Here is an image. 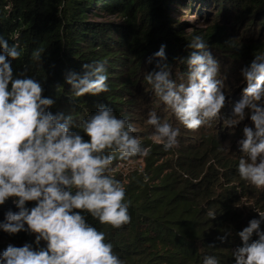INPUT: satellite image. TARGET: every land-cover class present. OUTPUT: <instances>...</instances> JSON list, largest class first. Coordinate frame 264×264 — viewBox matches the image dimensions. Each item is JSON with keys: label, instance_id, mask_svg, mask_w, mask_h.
Masks as SVG:
<instances>
[{"label": "trees", "instance_id": "16d2710c", "mask_svg": "<svg viewBox=\"0 0 264 264\" xmlns=\"http://www.w3.org/2000/svg\"><path fill=\"white\" fill-rule=\"evenodd\" d=\"M217 5L218 18L212 20V10ZM256 5V15H263L259 24L264 27V0L256 4L252 0H0V34L10 44L15 42L10 37H14L23 49L21 58L12 60L14 73L27 68V74L41 82L42 95L55 100L50 107L53 113L86 115L106 104L117 116L126 115L141 129L135 135L150 149L149 154L133 158L143 157V170H134L129 177L114 173L124 183L126 199L131 201L130 223L112 228L90 215L86 217L106 233V240L114 244V251L125 264H202L206 254L215 255L221 264H234L231 252L242 244L238 232L252 218H259L252 206L243 205V198L253 197L254 208L264 211V188L257 189L243 181L237 171L243 153L240 147L236 149V140L243 138V127L230 134L234 141L227 150L223 138L227 127L222 133L214 127L207 131L209 127L205 126L188 130L161 106L156 108L161 120L180 127L178 146L165 151L148 138L153 129L144 123L154 103L151 93L145 91L143 77L155 67L159 58L149 63V57L160 45H166L173 78L178 80L177 74L187 70L183 61L191 52L187 45L193 34L202 35L213 54L234 53L238 44L222 22L231 19L234 10L243 11L235 16L239 18ZM187 9L195 11L206 26L188 30V21L174 17ZM101 16L118 20H102ZM36 47L45 49L42 62L30 60ZM239 53L233 54L234 58L244 54ZM96 59L107 60L109 90L73 97L65 73H82V65ZM241 97V93L226 95L232 106ZM81 134L89 139L82 131ZM158 155L167 157L160 161ZM204 160L209 163L205 170L201 164ZM120 161L126 160L115 159L112 167ZM35 203L28 201L27 206ZM9 208L16 210L12 198L0 205V219ZM208 210H215L216 216L209 218ZM260 229L264 230V221ZM226 233L225 240L218 239ZM257 238L254 232L250 239ZM33 241L34 234L23 230L11 235L0 230V251L8 244L22 246Z\"/></svg>", "mask_w": 264, "mask_h": 264}, {"label": "clouds", "instance_id": "9594fccd", "mask_svg": "<svg viewBox=\"0 0 264 264\" xmlns=\"http://www.w3.org/2000/svg\"><path fill=\"white\" fill-rule=\"evenodd\" d=\"M10 38L15 42L10 44L0 34V205L12 198L16 210L4 212L0 230L10 235L23 230L34 234V241L8 244L0 251V264H125L114 244L106 240V233L86 217L112 228L130 223L131 201L126 199L124 183L114 175L112 162L149 154L150 149L135 135L141 129L106 104L86 115L53 113L50 107L55 100L42 95L41 82L28 75L27 68L14 73L12 60L20 59L23 49L18 40ZM188 41L191 52L183 61L187 70L177 74L178 80L173 78L165 44L149 57V63L159 59L143 77L145 91L154 103L144 121L153 129L148 138L165 151L179 144L180 127L161 120L156 111L161 106L192 131L211 127L216 121L233 128L250 116L254 127H243L244 136L238 141L243 155L237 171L243 181L264 188V51L255 50L253 59L240 68L242 98L225 115L220 62L202 35L193 34ZM44 53L43 47H36L30 60L42 62ZM106 65V59H96L84 63L82 73L67 71L65 81L71 85V95L107 92ZM28 201L36 203L29 207ZM256 211L259 218H252L238 232L242 244L231 252L234 264H264V230L260 229L264 211ZM216 214L207 211L209 218ZM254 232L258 238L253 240ZM226 238L227 233L218 237ZM202 264L221 262L206 254Z\"/></svg>", "mask_w": 264, "mask_h": 264}, {"label": "rangeland", "instance_id": "374dc122", "mask_svg": "<svg viewBox=\"0 0 264 264\" xmlns=\"http://www.w3.org/2000/svg\"><path fill=\"white\" fill-rule=\"evenodd\" d=\"M258 0H252L253 3H257ZM219 5L213 8L212 10V20L217 19L216 12L218 9ZM253 10V11H252ZM242 10H234L231 12V19L225 20L222 22L224 26L227 27V30L231 34V37L234 42H237L238 44L235 48L236 51L234 53H230L229 51H222L220 52L219 55L213 54L215 58L218 59V61L221 63V75L224 76L225 80V92L226 95H232L234 97L236 94L242 95V88L243 84L240 83L242 80V77L240 76V68L242 66L247 65L252 59H253V54L255 50H260L264 51V27L259 24L260 21L263 20V15H256V13L259 12L258 6L251 7V11L249 12H244L245 15L241 16L239 18H235V16H238L239 14H242ZM176 19L180 21H188L187 25L191 26L188 28V30H194L198 28L205 27L206 23H204L203 19L199 16H196L195 11L192 10H185L181 13V15H175L174 16ZM102 20L103 19H110V20H118V17L110 16V17H100ZM234 21H237V23H234ZM246 49L249 51L246 52ZM239 52H244L243 55H241V58H234L235 55H240ZM235 54V55H233ZM232 66V69L230 70L229 68ZM242 98V97H241ZM240 98V99H241ZM230 107L232 108L233 106L231 105V102L229 100H225V105L222 108L224 112L227 114H231V111L227 110L226 108ZM226 114V115H227ZM175 120L173 119V122ZM217 122V123H216ZM211 127L207 128V131H210L212 127L216 129L219 133L224 132V128L222 126V121H216ZM245 125L252 126L254 127V123L251 121L250 116L245 117V119L242 121L241 125L239 126H234L233 128H227L224 140V146L227 148H230L232 146V142L234 141V138L230 136V134L233 133L235 128H240L244 127ZM223 128V129H222ZM205 129V128H203ZM222 129V130H221ZM186 130V134H189ZM220 135V134H219ZM239 138L237 141L240 140ZM186 141V140H185ZM239 145V144H238ZM236 145V149L239 150V146ZM234 150H232L233 152ZM230 153V152H229ZM165 154V153H164ZM158 158L162 160L166 159V155H158ZM211 160V159H210ZM210 162H213L212 160ZM216 162V161H215ZM213 163L216 168H218L217 163ZM201 164H203L202 168L203 170L206 169V167L209 165L208 161H203ZM145 166V162L143 160V157L140 158H130L129 160L126 161H120L118 162L117 165H114V173L117 172L121 174L123 177H129L131 172L134 170L142 171ZM243 205L244 206H252L253 210L256 211V206L254 198L250 197H244L243 198ZM259 210V208H257ZM261 211V210H260Z\"/></svg>", "mask_w": 264, "mask_h": 264}]
</instances>
